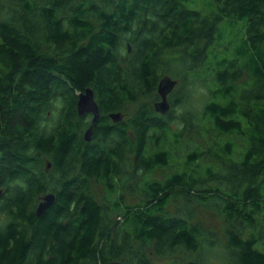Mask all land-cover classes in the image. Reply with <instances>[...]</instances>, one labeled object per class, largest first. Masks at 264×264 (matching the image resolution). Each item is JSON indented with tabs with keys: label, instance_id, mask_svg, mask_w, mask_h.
<instances>
[{
	"label": "trees",
	"instance_id": "16d2710c",
	"mask_svg": "<svg viewBox=\"0 0 264 264\" xmlns=\"http://www.w3.org/2000/svg\"><path fill=\"white\" fill-rule=\"evenodd\" d=\"M190 2L0 0V264H152L180 252L173 264H264V0H213L205 14ZM166 76L178 85L162 114ZM198 82L209 97L180 114L170 141L168 119ZM87 87L101 112L90 141L91 115L77 111ZM129 103V117L110 118ZM188 128L204 142L189 145ZM218 248L221 263L208 262Z\"/></svg>",
	"mask_w": 264,
	"mask_h": 264
},
{
	"label": "rangeland",
	"instance_id": "374dc122",
	"mask_svg": "<svg viewBox=\"0 0 264 264\" xmlns=\"http://www.w3.org/2000/svg\"><path fill=\"white\" fill-rule=\"evenodd\" d=\"M194 1L195 2H190V6H192V8L200 9V11L204 14L213 5L211 3V1L213 2V0H194ZM122 52H123V55H125L126 50L123 49ZM177 85L175 86L174 90L169 94L168 96L169 99L171 95L172 96L176 95L175 89L177 88ZM187 93H188V97L186 100V104L184 106H176L174 110V116L171 119H168L170 120V126H171V130L169 131L170 141L173 140V132H178L180 127H182V122L179 119L180 114L186 109L188 110L191 109L192 111H196V112L200 111L202 107L204 106L205 102L207 101V98L209 97L208 87L205 86V84L200 83V82L196 83L194 86H191V87L189 86V90H187ZM157 101H154V107ZM138 106L139 105L136 103L127 104L126 110L123 113V118L129 117L132 113H134V111L137 109ZM87 119L91 120L92 117L87 116ZM200 133H203V131H201ZM207 136L212 137V139L215 137H217V139H223V138L216 136L215 132L211 134H207L206 137ZM183 139H186L189 142V145L191 146H194L193 143L196 141V139L198 140V142H204V136L193 133L191 128H188L187 134L184 136ZM185 152H186V148H183L182 145L180 144L177 151L175 152L177 154L176 155L177 159L178 157H183ZM173 170H174V166H170L166 169H156L155 171L152 172L151 175L154 178L162 179L166 175H169ZM93 190L95 194L100 197L106 195L105 187L104 185L100 183L93 182ZM127 199L135 200L134 197L130 195H127ZM197 217L200 220V222L203 224V226H205L207 229H213L214 231H216L217 234L221 237V239L225 241L223 221L218 217V215L214 211L208 208H202L198 210ZM181 257H183L181 252L177 253L176 255L172 257H159V258L153 257L152 264H173L175 260L177 259L181 260ZM206 257H207V261L210 263H221V254H220L219 248L214 252H208ZM185 259L186 257H183V260Z\"/></svg>",
	"mask_w": 264,
	"mask_h": 264
},
{
	"label": "water",
	"instance_id": "95a60500",
	"mask_svg": "<svg viewBox=\"0 0 264 264\" xmlns=\"http://www.w3.org/2000/svg\"><path fill=\"white\" fill-rule=\"evenodd\" d=\"M130 49V47H129ZM178 81L170 76L163 77L158 84V94L160 100L155 103V109L157 112L165 114L170 110L169 94L174 90ZM77 111L80 116L85 114H91V124L84 132V139L90 141L93 136L94 125L99 121L101 112L99 104L95 97V91L91 87H87L84 91L78 93ZM110 118L115 122H119L123 119L121 112L110 113ZM51 163H48V168ZM56 201V194L54 192H46L40 198L39 203L36 206V215L42 216ZM107 264H121L119 261H110Z\"/></svg>",
	"mask_w": 264,
	"mask_h": 264
},
{
	"label": "flooded vegetation",
	"instance_id": "af4514ba",
	"mask_svg": "<svg viewBox=\"0 0 264 264\" xmlns=\"http://www.w3.org/2000/svg\"><path fill=\"white\" fill-rule=\"evenodd\" d=\"M91 115V114H90ZM91 117H92V115H91Z\"/></svg>",
	"mask_w": 264,
	"mask_h": 264
}]
</instances>
